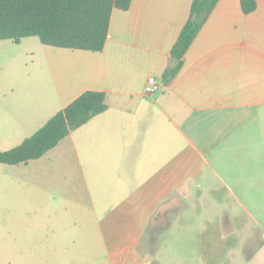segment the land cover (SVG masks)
<instances>
[{"label": "crops", "instance_id": "crops-1", "mask_svg": "<svg viewBox=\"0 0 264 264\" xmlns=\"http://www.w3.org/2000/svg\"><path fill=\"white\" fill-rule=\"evenodd\" d=\"M256 2L246 13L241 0H219L168 82L193 0L114 8L101 51L21 40L34 66L22 82H0V150L85 91L105 92L108 107L40 158L0 163V264H77L94 236L109 256V220L149 215L151 226L175 202L240 204L250 213L246 205H262L264 214V0ZM151 75L162 87L146 94ZM216 231L221 250L228 234L222 224ZM217 248L210 259L202 250L203 264H216Z\"/></svg>", "mask_w": 264, "mask_h": 264}, {"label": "rangeland", "instance_id": "rangeland-1", "mask_svg": "<svg viewBox=\"0 0 264 264\" xmlns=\"http://www.w3.org/2000/svg\"><path fill=\"white\" fill-rule=\"evenodd\" d=\"M32 39L41 43L37 37ZM1 41L0 82L9 83L14 79L22 82L34 66L31 57L33 49L26 45V40L19 44L11 39ZM77 170L78 180L84 183L85 169L78 167ZM183 205L182 202L166 204L162 215L153 220L151 226L149 215L141 221L109 220V256L105 246L103 252L97 251V246L102 245V238L94 236L93 251L77 253V264H141L146 256L149 264H157L156 261L159 264H203L202 250L206 249L205 255L210 259L212 254L208 250L217 248L216 230L221 224L228 237L223 241L221 250L217 248L216 264H264V214L258 209L262 205H246L252 213L233 203L221 207L212 201L191 207ZM231 208L237 210L235 219L231 218ZM91 222L97 230V221L94 219ZM99 223L106 224V221L100 219Z\"/></svg>", "mask_w": 264, "mask_h": 264}, {"label": "trees", "instance_id": "trees-1", "mask_svg": "<svg viewBox=\"0 0 264 264\" xmlns=\"http://www.w3.org/2000/svg\"><path fill=\"white\" fill-rule=\"evenodd\" d=\"M219 0H193L190 17L171 49V61L163 74L168 82L181 70L189 46ZM131 0H0V40L20 43L37 36L43 44L101 51L107 42L114 8L128 9ZM244 12L253 11L256 0H241ZM106 93L88 90L52 116L19 145L0 150V163L19 164L43 156L71 130L107 109Z\"/></svg>", "mask_w": 264, "mask_h": 264}, {"label": "built area", "instance_id": "built-area-1", "mask_svg": "<svg viewBox=\"0 0 264 264\" xmlns=\"http://www.w3.org/2000/svg\"><path fill=\"white\" fill-rule=\"evenodd\" d=\"M162 87V83L155 77L149 76L145 83L144 91L146 94H153L159 91Z\"/></svg>", "mask_w": 264, "mask_h": 264}]
</instances>
